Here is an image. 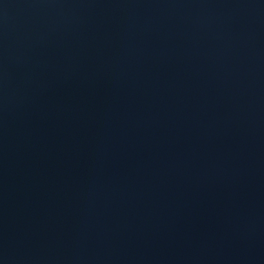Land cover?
<instances>
[{
	"label": "water",
	"instance_id": "water-1",
	"mask_svg": "<svg viewBox=\"0 0 264 264\" xmlns=\"http://www.w3.org/2000/svg\"><path fill=\"white\" fill-rule=\"evenodd\" d=\"M0 264H264V0H0Z\"/></svg>",
	"mask_w": 264,
	"mask_h": 264
}]
</instances>
